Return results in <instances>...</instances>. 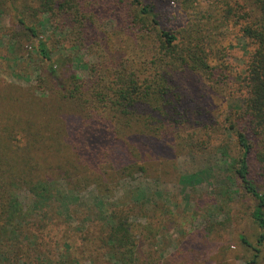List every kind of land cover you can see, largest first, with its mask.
<instances>
[{
  "label": "rangeland",
  "instance_id": "1",
  "mask_svg": "<svg viewBox=\"0 0 264 264\" xmlns=\"http://www.w3.org/2000/svg\"><path fill=\"white\" fill-rule=\"evenodd\" d=\"M141 2L155 7L161 28L206 39L209 72L188 57L186 70H176L178 56L161 65L149 51L157 33L127 21L139 10L133 0H0V264L252 259L260 230L234 176L242 153L231 129L245 97L238 82L253 46L243 28L255 0ZM39 40L59 77L68 66L91 86L101 66L134 59L138 81L160 83L156 94L138 113L116 105L104 119L82 118L73 137L68 123L77 115L68 91L50 84ZM87 134L96 151L89 160ZM114 147L125 148L120 164ZM258 248L264 264V241Z\"/></svg>",
  "mask_w": 264,
  "mask_h": 264
},
{
  "label": "trees",
  "instance_id": "2",
  "mask_svg": "<svg viewBox=\"0 0 264 264\" xmlns=\"http://www.w3.org/2000/svg\"><path fill=\"white\" fill-rule=\"evenodd\" d=\"M133 3L139 7V10L134 16L129 14L131 18H127V21L129 25H140L139 31H155L157 33V44L149 51L153 55H161L158 59L161 65L164 67L173 65L176 56H178L179 62L182 64L176 67V70L179 68L186 70L184 65L190 64L185 59V57H188L194 62V67L209 72L207 54L202 48V43L206 42L205 38L192 35L185 40L187 36L173 34L161 28L155 7L142 4L141 0H133ZM65 5L62 7L65 8ZM255 7L252 22L243 28L244 38L253 46V50L247 57L243 75L238 82L245 97L241 109L236 112L237 123L235 129L234 131L231 129L242 153L236 162L237 167L234 176L239 185L254 201L249 216L260 230L255 246L251 247L253 256L248 264H257L258 247L264 241V185L261 188L256 182V178L259 180L264 179V0H255ZM26 30L30 37H37L34 29L27 28ZM183 41H187L186 44H180ZM35 50L40 58L48 63L45 74L54 91L60 94L66 90L68 91L65 99L73 105L75 115H77L72 116L71 121L68 123L70 134L73 137H79L76 133H83L80 131L82 125L80 120L82 118L90 120L99 117L104 119L102 114L105 115L108 111L110 112L113 106L124 105L125 108H134L138 113V108H142L144 105L147 106L146 100L156 94L154 92L155 88L158 87L156 85L160 84L156 82L142 84L138 81L139 69L134 66L135 60L133 59L119 61L109 70H103L101 66L98 71L99 79L88 86L85 81L78 79L68 66L59 77L58 70L54 68L51 53L44 42L39 40ZM131 51L133 54L139 53L134 49H131ZM105 56L104 54L102 58ZM102 72H104V76L100 78ZM169 83V78L164 80V85L166 84L169 87ZM93 122H96V120ZM89 135L87 134L86 140L91 139L92 142L89 145L91 149L88 150L86 158L88 160L96 153L93 149L95 146L93 143L94 138L89 137ZM250 137L257 142L255 147L249 144L248 139ZM138 143L143 146L146 144L141 139ZM157 147L156 144L152 145V148L156 149ZM123 150L125 151V148L121 149L119 147H114L111 150L116 163L120 164L124 159L126 154Z\"/></svg>",
  "mask_w": 264,
  "mask_h": 264
}]
</instances>
